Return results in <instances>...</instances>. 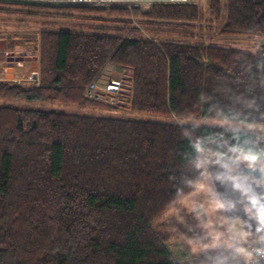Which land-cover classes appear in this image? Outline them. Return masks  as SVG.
I'll return each mask as SVG.
<instances>
[{"label": "trees", "instance_id": "1", "mask_svg": "<svg viewBox=\"0 0 264 264\" xmlns=\"http://www.w3.org/2000/svg\"><path fill=\"white\" fill-rule=\"evenodd\" d=\"M224 9L210 0L219 34L264 37V0H224ZM0 14L93 22L90 31L41 29L38 85L2 79L0 99L96 105L86 88L115 65L129 73L123 105L171 118L0 105V264H178L152 222L200 182L197 162L220 164V154L229 162L232 148L264 158L262 132L182 120L264 125V50L190 41L195 4L139 12L0 3ZM141 29L179 39L140 37Z\"/></svg>", "mask_w": 264, "mask_h": 264}, {"label": "crops", "instance_id": "2", "mask_svg": "<svg viewBox=\"0 0 264 264\" xmlns=\"http://www.w3.org/2000/svg\"><path fill=\"white\" fill-rule=\"evenodd\" d=\"M199 35L205 36L204 33ZM210 36L212 38V35ZM232 37L234 38L229 40L235 46L233 48L248 51L264 50V37L240 35ZM223 40L225 39L221 38L215 43L221 44ZM13 58L11 73L13 79L24 78L28 73V67L24 66L28 58L24 56ZM37 60L38 58L36 59L38 64ZM115 68L120 70L116 66ZM106 74L107 72L103 71L98 81ZM6 75L3 68L0 71V80L5 79ZM121 107L129 109L126 105ZM202 168L203 176L200 182L155 218L152 222L153 227L178 264H209L212 255L225 253L230 264H249L247 261L252 258L253 247L260 242V234L255 231L256 223L239 203L232 210L214 207L215 192L221 193L225 199L237 201L239 194L234 193L230 186L215 179L217 175L225 172L221 164L205 161ZM254 187L264 194V185ZM235 248L243 251L236 252Z\"/></svg>", "mask_w": 264, "mask_h": 264}, {"label": "rangeland", "instance_id": "3", "mask_svg": "<svg viewBox=\"0 0 264 264\" xmlns=\"http://www.w3.org/2000/svg\"><path fill=\"white\" fill-rule=\"evenodd\" d=\"M210 0H196L194 3L197 5L199 9V20L196 22V28L193 29V33L195 36L189 38L190 41L194 42H204L207 43H215V41H222V45L228 47H235L232 45V36H217L219 34V24L209 20V13H208V6ZM114 7V6H112ZM93 9L92 7H88ZM110 7H105V9H109ZM139 12H146L149 11L147 8H138ZM224 0H222V14L224 15ZM63 14H68L67 10H60ZM46 20L40 17H28V16H16V15H6L0 14V71L4 68L5 73H7V78L9 79V74L12 71H7L6 64L12 62L14 58L10 57L11 53H15L19 51L22 53L24 48L28 47V51L26 56L28 58V62L24 65L26 68L28 67V73L37 72L38 75V64L36 59L38 58V37L39 31L41 29H50L54 31L58 30H70L74 32H82V31H90L89 26L93 23L92 21H86L83 19L78 18H63L57 20ZM93 25V24H92ZM200 33H204L205 36L200 37ZM124 35L127 34L123 33ZM212 35V38L211 36ZM221 35V34H219ZM138 36L143 37H152L155 40H167V39H179V36L173 32H162L160 34L150 33L140 30V34ZM208 36V37H207ZM206 37V39L204 38ZM202 38V39H201ZM224 43V44H223ZM217 44V43H215ZM227 44V45H226ZM21 49V51L19 50ZM23 55V54H22ZM38 61V60H37ZM14 65V62H12ZM120 69V68H119ZM104 71L107 72V75L98 82V87L101 88L105 79L108 77L109 74L112 72H119L121 71L125 75V83L123 85V89L121 91L122 94L116 96V101L118 108L110 109L105 107L106 102L105 98H99L96 102V105H88V106H75V105H63L58 103H26L24 101L18 100H2L0 99V105H10L15 107H35L44 110H53V111H63L66 113H77V114H88L94 116H113V117H126V118H133V119H152V120H171V118L155 115V114H147L142 112H135L124 107H121L124 102L123 94L126 92V83L128 81V72L126 70H118L115 66H105L103 68ZM6 80V79H3ZM11 80H14L13 78ZM15 82V80H14ZM21 83H29L33 86H36L34 82L31 80H23ZM126 86V88H125ZM115 101V103H116ZM126 105V104H124ZM127 106V105H126ZM184 125L190 126H200V125H209L218 128H227V129H236V130H244L250 132H262L264 133V125L261 124H249L239 121H231V120H220V119H209V118H189L182 120ZM261 166V165H260Z\"/></svg>", "mask_w": 264, "mask_h": 264}, {"label": "clouds", "instance_id": "4", "mask_svg": "<svg viewBox=\"0 0 264 264\" xmlns=\"http://www.w3.org/2000/svg\"><path fill=\"white\" fill-rule=\"evenodd\" d=\"M187 134L185 132V135ZM196 148L197 151H202L200 143L196 145ZM231 151L236 155L230 158L229 162H224L223 154H220L221 158L217 162L221 164L225 172L217 175L215 179L219 180L221 184L230 186L234 193L239 194V200L225 199L221 193L215 192L214 207L232 210L239 203L244 211L254 219L255 231L260 234L259 240L264 243V194L258 192L254 187V185H264V158L260 152L251 149L232 148ZM242 164L246 165V169L241 168ZM258 164L261 165L259 168ZM196 166L201 167L202 162L198 161ZM257 170L261 173L259 178L252 175ZM235 251L242 252L243 250L235 248ZM257 251L264 255V249H257ZM209 264H230V261L226 253L214 254L209 258Z\"/></svg>", "mask_w": 264, "mask_h": 264}, {"label": "built area", "instance_id": "5", "mask_svg": "<svg viewBox=\"0 0 264 264\" xmlns=\"http://www.w3.org/2000/svg\"><path fill=\"white\" fill-rule=\"evenodd\" d=\"M196 0H0V3H16V4H30V5H51V6H86L92 8L105 7H124V8H147L154 3L163 4H194ZM134 23V22H133ZM28 47L22 50L23 56H26ZM23 80H31L38 85L37 72L27 73L24 78L15 80L20 83ZM125 75L119 72H112L105 79L103 85L98 87L97 80H93L86 88V95L89 98L99 99L105 98L110 105H117L116 96L121 94L123 85L125 83ZM116 101V103H115ZM257 249H264V243L261 241L257 243L252 249V258L247 261L249 264H261L264 262V255H261Z\"/></svg>", "mask_w": 264, "mask_h": 264}, {"label": "water", "instance_id": "6", "mask_svg": "<svg viewBox=\"0 0 264 264\" xmlns=\"http://www.w3.org/2000/svg\"><path fill=\"white\" fill-rule=\"evenodd\" d=\"M19 50L21 51V49H19ZM17 52H19V51H17ZM12 67H13V63L8 61V63L6 64V69H9L10 71H12ZM9 77H10L9 79L7 77L5 79L6 80H11L13 78L12 74H9ZM257 167L259 168L260 167V164H258ZM243 168L246 169V167H243ZM252 175H254L255 177L259 178V176L261 175V173L257 170L255 172H253Z\"/></svg>", "mask_w": 264, "mask_h": 264}, {"label": "flooded vegetation", "instance_id": "7", "mask_svg": "<svg viewBox=\"0 0 264 264\" xmlns=\"http://www.w3.org/2000/svg\"><path fill=\"white\" fill-rule=\"evenodd\" d=\"M15 56H18L19 58H22L23 57V55H22V53H20V52H15L13 55H11L10 57H15ZM12 62H14V61H12Z\"/></svg>", "mask_w": 264, "mask_h": 264}, {"label": "bare ground", "instance_id": "8", "mask_svg": "<svg viewBox=\"0 0 264 264\" xmlns=\"http://www.w3.org/2000/svg\"><path fill=\"white\" fill-rule=\"evenodd\" d=\"M7 71H10L9 69H7Z\"/></svg>", "mask_w": 264, "mask_h": 264}]
</instances>
